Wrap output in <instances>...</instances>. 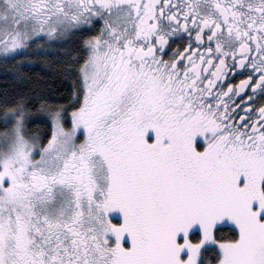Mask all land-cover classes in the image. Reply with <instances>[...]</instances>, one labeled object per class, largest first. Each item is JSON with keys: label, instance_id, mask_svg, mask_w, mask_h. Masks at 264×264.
I'll return each mask as SVG.
<instances>
[{"label": "snow or ice", "instance_id": "obj_1", "mask_svg": "<svg viewBox=\"0 0 264 264\" xmlns=\"http://www.w3.org/2000/svg\"><path fill=\"white\" fill-rule=\"evenodd\" d=\"M0 61V264H264V0H0Z\"/></svg>", "mask_w": 264, "mask_h": 264}, {"label": "trees", "instance_id": "obj_2", "mask_svg": "<svg viewBox=\"0 0 264 264\" xmlns=\"http://www.w3.org/2000/svg\"><path fill=\"white\" fill-rule=\"evenodd\" d=\"M37 71H39V70L37 69ZM6 79L9 80V82H10V77L6 76L5 63L3 61H0V87L4 86V82ZM51 79L53 81L51 84V88L53 90L60 89L61 91H63L64 89L67 88V84L65 83V84L61 85V81L58 78H56L54 75L51 77Z\"/></svg>", "mask_w": 264, "mask_h": 264}]
</instances>
